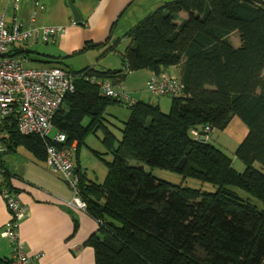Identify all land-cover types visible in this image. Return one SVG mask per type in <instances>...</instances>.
Instances as JSON below:
<instances>
[{"label":"trees","instance_id":"obj_1","mask_svg":"<svg viewBox=\"0 0 264 264\" xmlns=\"http://www.w3.org/2000/svg\"><path fill=\"white\" fill-rule=\"evenodd\" d=\"M180 13L186 17L178 23ZM233 32L239 37L237 46ZM130 35L121 68L69 71L77 77L75 90L64 98L66 108L61 111L62 104L57 111L53 128L66 135L68 144L77 142L75 154L88 131L100 125L106 108L122 103L101 95L82 73L116 85L134 71L158 74L179 65L185 96L171 97L169 112L141 100L128 106L117 146L108 132L103 140L113 158L102 183L86 179L75 165L84 210L99 224L83 245L93 248L95 264H264V210L229 188L264 202V0H172L141 20ZM14 52L60 67L59 58L44 59L30 49ZM233 116L248 128L234 151L245 164L242 173L220 149L190 135L197 126L224 129ZM84 118L89 120L86 126ZM0 141L5 145L0 153L2 183L16 193L3 154L23 146L45 161L44 141L19 133L14 116L1 124ZM128 159L208 182L215 191L168 183L128 165ZM73 225L74 233L75 217Z\"/></svg>","mask_w":264,"mask_h":264},{"label":"crops","instance_id":"obj_2","mask_svg":"<svg viewBox=\"0 0 264 264\" xmlns=\"http://www.w3.org/2000/svg\"><path fill=\"white\" fill-rule=\"evenodd\" d=\"M35 1L18 0L15 8L9 0H0V12L7 20L17 17L30 29L52 26L62 30L51 43H42L31 37L25 44L17 45L16 49L34 50L45 55L44 59L59 58L58 66L67 71H79L86 67L105 71L121 68V54L132 44V29L155 9L172 0H72L80 15L78 22L72 17L68 0H38L43 5L42 9ZM33 14L35 16L31 20ZM39 44H43L41 50ZM39 64L37 66H51ZM136 72H144V82L142 87L133 85L127 88L132 100L167 107L169 103L165 98L169 96L155 97L146 91L145 83L152 71L144 69ZM137 73H129L123 85ZM162 73L180 78V66L162 69ZM74 144L77 145V142L74 141ZM19 147L4 153L2 162L9 173L10 187L28 208V215L19 222L18 228L26 252L30 255L42 253L41 264H95L93 248L83 243L98 230L99 224L84 209L70 203L73 197L71 188L61 176L53 174L44 161L38 160L26 149L29 155L22 161L16 157H5L10 153L16 154ZM74 157L78 159L79 152L77 155L74 153ZM2 182L1 174L0 185ZM73 217L78 221L74 233ZM8 219V210L0 196V261L9 260L12 253V244L1 233Z\"/></svg>","mask_w":264,"mask_h":264},{"label":"built area","instance_id":"obj_3","mask_svg":"<svg viewBox=\"0 0 264 264\" xmlns=\"http://www.w3.org/2000/svg\"><path fill=\"white\" fill-rule=\"evenodd\" d=\"M16 8L18 0H9ZM35 4L40 9L38 0ZM31 16V20L34 18ZM75 23V22H74ZM61 27L41 26L30 29L17 17L7 20L0 12V134L1 124L11 116L15 117L16 127L23 135L36 134L45 145V162L49 170L61 176L73 192L70 203L84 209V202L78 194V174L75 172L73 155L76 151L74 141L67 143L66 135L53 129V118L62 106L64 98L75 90L76 75L57 66L25 67L26 58L16 55V46L35 37L42 43L53 41L61 32ZM88 82L97 85L100 94L120 99L131 105L135 101L128 95L123 84L113 85L110 80L94 74H81ZM146 91L155 96H185L184 85L174 76L167 73H154L145 83ZM210 125L190 129V135L198 142L210 140ZM5 145L0 143V152ZM2 169L0 168V175ZM0 196L9 213L8 221L3 225L2 236L12 244L9 264H41L42 253L30 255L25 250L24 242L19 236V222L28 215V208L22 204L16 193L5 184L0 185Z\"/></svg>","mask_w":264,"mask_h":264},{"label":"rangeland","instance_id":"obj_4","mask_svg":"<svg viewBox=\"0 0 264 264\" xmlns=\"http://www.w3.org/2000/svg\"><path fill=\"white\" fill-rule=\"evenodd\" d=\"M185 17H186L185 13H180L177 22L179 23L181 19ZM231 39L233 41V44L234 45L236 44L235 46H237V44L239 43V37L237 32L232 33ZM41 45L43 44H39L38 46L40 47L39 48L40 50H41ZM37 65H40L39 63H37V61L25 62V67H33ZM132 73H133L132 75H134V73L136 74L137 72L135 71ZM143 73L144 72L137 73L136 76H133L134 77L133 79H128L126 81V85H124V89L126 92H128L127 88L130 89V87L133 85H140V87H142L144 82ZM165 101L169 103V105L167 107H164L163 104V107L161 106V108H163L164 111L162 109L161 110L163 112H169L171 106V97H166ZM160 105H162V103H160ZM65 108L66 105L64 104L61 107V111ZM129 114H130V110L128 108L127 103L123 102L121 104L109 105L106 108L105 113L103 114V118L100 120V125L88 131V133L86 134L83 143H81L79 146L78 159H76V157L73 158L74 164L76 166L78 165L83 176H85L86 179L92 180L96 183H102L105 180V176L107 174V163L112 160L113 156L111 151L105 147L103 140L105 139L106 132H108L114 138V146H117L118 141L121 140L123 135L122 134L123 123L128 120ZM88 123H89L88 118H84L83 125L86 126ZM53 129H51L50 135H53L56 132V130ZM247 132H248V128L241 121V119L238 116H233L229 124H227V126L224 129H218V128L212 129L210 134L209 143L220 149L231 160V165L233 169L238 173H242L244 171L245 164L241 161L240 158H238L235 155L234 151L236 147L239 145V143L246 136ZM27 151L23 146H20L17 149L16 154L10 153L5 157L6 158L16 157L18 158V160L22 161L25 156L28 157L27 155H29L28 154L29 151L28 152ZM127 163L130 166H140L144 168L145 171L151 172L156 178L174 185L181 184L184 187H188L192 189H202L207 192L215 191V187L212 184L208 182H203L199 179L192 177L184 178L182 174L178 172L170 171L168 169H164L161 167L151 168L147 166L144 162L137 161L134 159H128ZM44 164L45 166H47L45 161ZM254 166L257 169L262 170L259 163L254 162ZM229 188L233 190L239 197L248 200L259 210H264V202L252 197V195H250L249 193H247L246 191L240 188H236V187H229Z\"/></svg>","mask_w":264,"mask_h":264},{"label":"water","instance_id":"obj_5","mask_svg":"<svg viewBox=\"0 0 264 264\" xmlns=\"http://www.w3.org/2000/svg\"><path fill=\"white\" fill-rule=\"evenodd\" d=\"M67 3H68V6L70 8V11L72 13V17H73L74 21H76V22L80 21V15L78 13V10L74 6L72 0H68ZM184 162H185V159L184 158L181 159V161L176 165V168L177 169H181L183 164H184Z\"/></svg>","mask_w":264,"mask_h":264},{"label":"bare ground","instance_id":"obj_6","mask_svg":"<svg viewBox=\"0 0 264 264\" xmlns=\"http://www.w3.org/2000/svg\"><path fill=\"white\" fill-rule=\"evenodd\" d=\"M50 43H51V41H50ZM25 44V43H24ZM31 66V65H30ZM174 97H183V96H174ZM64 104V103H63ZM54 130V129H53ZM72 143V142H71Z\"/></svg>","mask_w":264,"mask_h":264}]
</instances>
